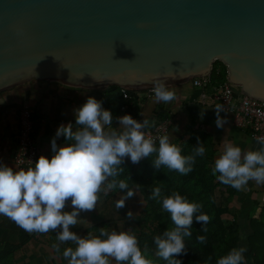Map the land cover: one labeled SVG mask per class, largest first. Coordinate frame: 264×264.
I'll list each match as a JSON object with an SVG mask.
<instances>
[{
    "label": "water",
    "instance_id": "obj_1",
    "mask_svg": "<svg viewBox=\"0 0 264 264\" xmlns=\"http://www.w3.org/2000/svg\"><path fill=\"white\" fill-rule=\"evenodd\" d=\"M216 62L236 98L264 103V0H0V93L170 88Z\"/></svg>",
    "mask_w": 264,
    "mask_h": 264
},
{
    "label": "clouds",
    "instance_id": "obj_2",
    "mask_svg": "<svg viewBox=\"0 0 264 264\" xmlns=\"http://www.w3.org/2000/svg\"><path fill=\"white\" fill-rule=\"evenodd\" d=\"M152 82L156 102L167 104L176 98V93L163 80L154 78ZM215 111V124L222 128L227 123L220 115L224 112L223 106L217 104ZM74 114L75 126L68 123L58 127L51 141L53 155L50 159L41 155L34 166L27 169H14L0 163V215L28 233L56 232L57 243L52 247L57 252L62 244H74L75 248L63 251L68 264H110L111 260L116 264H152L147 258V246L142 251L131 227L120 231L104 227L99 229V235L89 232L87 236H80L70 228L78 223L80 212L96 209L101 194L106 196L117 188L125 192L126 195L116 201L118 210L135 195L127 181L119 178L125 170L121 166L125 158L139 164L155 154L153 165L157 170L163 166L187 175L193 171L196 158L205 155L204 143L197 138L199 146L193 153L182 155L181 147L172 143L168 135L153 138L148 133V129L156 126L155 120L145 118L141 123L131 115H123L115 118L119 127H113L111 111L91 96ZM59 137L65 139L64 144H57ZM257 143V150L247 151L232 142L225 143L211 174L220 183L238 191L250 181L264 184V137H258ZM151 199L162 203V210L171 214L175 225L154 237L156 256L167 264H182L175 257L186 254L184 237L191 236L194 215L196 221L205 226L210 217L202 211V204L189 202L179 192L163 195L161 188L155 187L151 190ZM69 200L73 209L70 212L65 211ZM133 217L134 213L129 211L127 218ZM197 241L205 243L206 236L199 235ZM246 251L245 247H234L216 264H246Z\"/></svg>",
    "mask_w": 264,
    "mask_h": 264
},
{
    "label": "trees",
    "instance_id": "obj_3",
    "mask_svg": "<svg viewBox=\"0 0 264 264\" xmlns=\"http://www.w3.org/2000/svg\"><path fill=\"white\" fill-rule=\"evenodd\" d=\"M226 82L227 68L221 62H216L210 77V88H218ZM123 90L119 87H111L105 91L96 92L100 95L103 108L110 110L113 114V125L118 122L115 119L116 117L123 116L121 107L126 104L123 98ZM128 93L131 96V100L128 101L130 106L124 115L133 117L135 111L139 108L137 95L140 92L128 90ZM158 116L159 121L170 117L166 112H160ZM32 118L35 131L36 116L34 113ZM192 129V127L189 128L186 134L172 142L181 147L182 155H191L193 153L194 148L199 146L197 138L204 143L206 153L204 156L196 158L191 173L182 175L163 166L157 170L153 165L155 154L142 160L137 166L132 165L131 160L128 158H125L124 163L121 165L125 170L119 178L125 179L129 187L135 191V195L125 201L126 210L130 211L131 208H128V201L133 200V198H135L136 202L140 200L142 205L136 216L132 219L126 218L138 238L139 246L142 251L147 246V258L152 261V264H167L166 261L156 256L157 249L154 237L161 235L170 228H174L175 225L171 221V214L162 210V203L151 199V190L155 187H160L163 195L179 192L189 202L202 204V211L210 217V222L205 226L203 222H197L194 215L193 224L190 228L191 236L184 237L186 254L175 257L181 260L182 264H216V261L221 256L226 255L234 247H245L247 249L244 254L246 264H264V203L262 204L261 200L254 203L248 223L249 231L247 235L244 234L243 226L239 222L238 217L229 222L225 221L222 216L223 211L227 210L232 204L237 190L229 185L220 183L211 174L215 156L213 138L205 132ZM33 137L35 138V134ZM125 195L126 193L118 188L109 192L106 196L100 195L99 203L103 200V205H96L98 210L95 209L94 212L99 211L102 214L103 224H105L104 226L108 225L107 229L120 220L118 211L121 209L118 210L115 205L116 201ZM107 212H109V216L106 215ZM91 214H93L92 211L87 213V219L91 223L90 226L78 235L87 236L89 232L99 235V229L103 227L93 222L90 217ZM204 227L207 228L206 232L203 231ZM199 235L206 236L205 243L200 244L197 241ZM49 237L51 238V235ZM54 243H57L55 238L52 239V244ZM70 244L72 248H75L74 244L71 242ZM21 248V246L13 248L3 246L0 243V264H21L22 260H25L23 255H17L18 249ZM63 251L64 248L60 247V252L56 253V257L64 262L67 259L63 257ZM110 264H116V262L111 260Z\"/></svg>",
    "mask_w": 264,
    "mask_h": 264
},
{
    "label": "crops",
    "instance_id": "obj_4",
    "mask_svg": "<svg viewBox=\"0 0 264 264\" xmlns=\"http://www.w3.org/2000/svg\"><path fill=\"white\" fill-rule=\"evenodd\" d=\"M170 90L176 93V98L170 103L156 102L154 96L146 98L141 92L138 96V109L135 111L133 119L143 122L145 118L159 121L158 113L166 112L173 120V127L167 134L170 141L173 142L192 130H199L209 134L214 142V162L222 153L225 143L232 142L242 150H257L259 145L252 140L247 132L238 128L230 114L221 112V117L226 118L227 123L222 128L215 124L216 111L215 106L218 101L215 98L214 89L206 90L208 99L206 104H202V91L194 88L192 83L170 87ZM95 97L101 101L100 95L94 91L79 90L68 88L58 84H49L41 81H31L10 91L0 93V163L14 167L13 155L16 151L17 135L19 132V112L24 105H29L36 116L35 140L38 146V159L41 155L49 159L53 155L51 151V141L56 137V132L61 124L72 123L75 126L74 110L86 103L88 97ZM154 99V100H153ZM203 112V118H201ZM143 113V115H141ZM169 118V117H168ZM119 127V121L113 125ZM75 130V129H74ZM65 143L63 137L57 138V144ZM130 160V158H128ZM34 166V165H33ZM32 167V166H31ZM236 190V189H235ZM263 200L264 203V184H256L250 181L243 190H237L233 197V202L229 208L223 211V218L226 216L232 221L235 217L239 218L241 223H249L252 208L256 201ZM128 208L134 213V216L140 211L142 205L140 200L128 201ZM97 205H103V200H99ZM70 201L65 211H72ZM96 210L98 208L96 207ZM128 210V209H127ZM125 206L118 211L119 222L126 223L127 211ZM94 218H91L95 224L103 223V216L99 211H92ZM88 212H80L78 223L70 228L71 231L80 234L90 224L87 219ZM109 215V212L106 214ZM117 230L119 229L114 225ZM56 232L48 233H28L20 228L15 222L0 215V243L3 246L18 247L17 255H23L25 260L21 264H68L67 261L58 260L57 251L52 249V239H56ZM51 235V238L49 237ZM31 238V239H30ZM34 238V239H33ZM29 239V240H28ZM38 239V241H36ZM26 242V243H25ZM24 244V245H22ZM55 244V243H54ZM70 242L62 244L60 247L66 249L71 247Z\"/></svg>",
    "mask_w": 264,
    "mask_h": 264
},
{
    "label": "built area",
    "instance_id": "obj_5",
    "mask_svg": "<svg viewBox=\"0 0 264 264\" xmlns=\"http://www.w3.org/2000/svg\"><path fill=\"white\" fill-rule=\"evenodd\" d=\"M197 81L199 82L198 84ZM192 85L194 88H198L202 91L201 101L202 104H206L208 99L206 90L211 86L210 77L196 78L193 80ZM152 88L153 87L142 90L141 92L146 98H152L154 96ZM214 92L218 104L223 106V113L230 114L233 117L234 124L238 128L247 132L250 138L256 142L258 137H264V103L248 97H243L242 99L236 98L231 84L228 81L224 85L214 88ZM140 93H138V95H140ZM123 98L126 101V104L121 107L122 115L126 113L130 106L128 101L131 100V96L128 93V90H123ZM32 117L33 110L29 105H24L20 109L18 116L19 132L17 135L16 151L13 155L15 169H27L28 167L33 166L38 160V146L33 137L35 131ZM172 127L173 120L169 117L162 121H158L155 127L150 128L147 131L153 136V138H157L161 135H167ZM131 164L134 166L138 165L133 164L132 162Z\"/></svg>",
    "mask_w": 264,
    "mask_h": 264
},
{
    "label": "rangeland",
    "instance_id": "obj_6",
    "mask_svg": "<svg viewBox=\"0 0 264 264\" xmlns=\"http://www.w3.org/2000/svg\"><path fill=\"white\" fill-rule=\"evenodd\" d=\"M153 100H154V99H153ZM261 202H263V200H261ZM108 216H109V215H108ZM90 217H91V215H90ZM92 218H94V215H93V214H92ZM225 221H226V222H229V221H231V220H230V218H229L228 216H226V217H225ZM88 223L91 224L89 220H88ZM241 224H242L243 229H244V230H243L244 234L247 235V234H248V231H249V230H248V229H249L248 224L245 223L244 220L241 222ZM104 225H105V224H103V223L100 224V226H102L103 228H104V227H106V228L108 227V225H107V226H104ZM114 225H115L116 227H118L119 229L117 230V228H115ZM109 226H110V225H109ZM129 227H131V226L128 224V222H126V223L124 224V223H122V222L120 223V222L118 221V222L114 223L111 227H109L108 229H109V230H113V229H115V230H117V231H120V230H122V229H123V230H127ZM131 228H132V227H131Z\"/></svg>",
    "mask_w": 264,
    "mask_h": 264
}]
</instances>
